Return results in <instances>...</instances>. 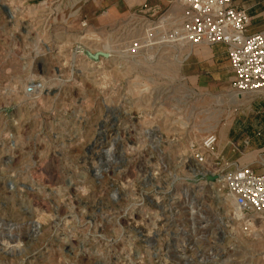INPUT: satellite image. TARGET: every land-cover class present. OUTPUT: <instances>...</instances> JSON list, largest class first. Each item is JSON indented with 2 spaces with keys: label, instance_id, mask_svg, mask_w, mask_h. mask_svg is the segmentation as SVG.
<instances>
[{
  "label": "rangeland",
  "instance_id": "obj_1",
  "mask_svg": "<svg viewBox=\"0 0 264 264\" xmlns=\"http://www.w3.org/2000/svg\"><path fill=\"white\" fill-rule=\"evenodd\" d=\"M122 29L0 0V264H264V214L194 161L215 134L228 161L264 162V92L233 91L225 59L214 86L189 78L212 66L193 48L123 55Z\"/></svg>",
  "mask_w": 264,
  "mask_h": 264
},
{
  "label": "built area",
  "instance_id": "obj_2",
  "mask_svg": "<svg viewBox=\"0 0 264 264\" xmlns=\"http://www.w3.org/2000/svg\"><path fill=\"white\" fill-rule=\"evenodd\" d=\"M169 2V8L155 17L142 12L148 9L144 3L139 13L120 21L123 29L118 51L134 58L169 46L181 50L180 56L184 57L186 49L222 44L232 72L230 88L239 93L264 92V29L250 31L252 17L246 10L237 7L234 0ZM112 55L111 51L104 58ZM216 142L215 134H207L201 148L194 150V161L213 165H208L211 173L207 177L219 176L235 210L246 215L264 214V162L257 165L262 168L260 172L255 170L254 162L246 165L230 162L215 150Z\"/></svg>",
  "mask_w": 264,
  "mask_h": 264
},
{
  "label": "crops",
  "instance_id": "obj_3",
  "mask_svg": "<svg viewBox=\"0 0 264 264\" xmlns=\"http://www.w3.org/2000/svg\"><path fill=\"white\" fill-rule=\"evenodd\" d=\"M41 1V0H38ZM42 1H55L62 6L75 7L86 16L90 21H99L105 23H113L123 21L129 14L140 11L141 6L144 3L148 4V9L143 11L149 17H155L160 13V5L156 0H42ZM248 0H234V3L237 7L243 8L250 15L252 11L255 12L260 9L253 17H261L264 18V0H251V3H247ZM170 3V2H169ZM252 23V22H251ZM251 29V28H250ZM264 29V28H263ZM259 30V29H257ZM191 57L196 59V63L207 61L209 65L212 66H190L187 67L186 74L189 78H194L202 80L206 79V84H211L214 86V83L217 82L220 76V70L222 66H213L216 65L217 62L225 59L228 64L226 48L222 44H215L211 46H201L193 48V53ZM228 69L231 74L230 80L232 78V72ZM187 76V77H188ZM229 80V82H230ZM211 82V83H210ZM217 151L221 154L225 153V145L217 147ZM228 156V155H227ZM253 162V159L247 158H236L233 163L238 165H246L247 163ZM256 171H262V168H259L257 165H254Z\"/></svg>",
  "mask_w": 264,
  "mask_h": 264
},
{
  "label": "bare ground",
  "instance_id": "obj_4",
  "mask_svg": "<svg viewBox=\"0 0 264 264\" xmlns=\"http://www.w3.org/2000/svg\"><path fill=\"white\" fill-rule=\"evenodd\" d=\"M191 49H192V48H191ZM101 51H102V52H105V53H109V54L111 53V50H110L108 47H105V46L103 47V49H102ZM187 51H188V49H186V52H185L186 55H187ZM190 51H191V50H190ZM186 55H185V56H186ZM185 56H184V57H185ZM184 57H183V55H182V56L178 57V59H177L176 61H178L179 59H182V58H184ZM235 95H236V94H232V97L234 98ZM224 140H225V139H224ZM198 165H199V170H197V172H201L200 170L203 171V172H202L203 174H206V173L209 172L208 169L201 167L200 164H198ZM193 170H194V169H193ZM194 173H195V172H194ZM194 173H192V174H194ZM187 201H188V200H187ZM191 201H192V200H191ZM194 202H195V201H194ZM194 204H195V203H194ZM192 206H193V205H192ZM193 208H194V206H193ZM193 208L191 207V210H193ZM198 209H199V208H198ZM191 210H190V211H191ZM199 211H200V209H199ZM192 212H193V211H192ZM192 212H191V213H192ZM195 212H196V211H195ZM191 213H190V214H191ZM193 213H194V212H193ZM193 213H192V214H193ZM197 214H198V213H197ZM191 217H192V216H191Z\"/></svg>",
  "mask_w": 264,
  "mask_h": 264
},
{
  "label": "water",
  "instance_id": "obj_5",
  "mask_svg": "<svg viewBox=\"0 0 264 264\" xmlns=\"http://www.w3.org/2000/svg\"><path fill=\"white\" fill-rule=\"evenodd\" d=\"M2 7H3V9H4L5 11H8V9H7L5 6H2ZM89 56H90L92 59H97L98 56L107 57V53H104V52H102V51H97V52H95L94 54H89ZM207 178H210V177H207Z\"/></svg>",
  "mask_w": 264,
  "mask_h": 264
}]
</instances>
